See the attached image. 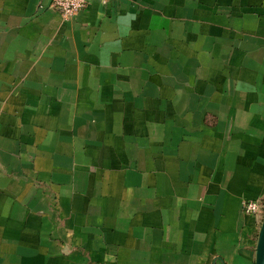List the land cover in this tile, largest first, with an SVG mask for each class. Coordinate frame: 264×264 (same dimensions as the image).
<instances>
[{
  "label": "crops",
  "instance_id": "1",
  "mask_svg": "<svg viewBox=\"0 0 264 264\" xmlns=\"http://www.w3.org/2000/svg\"><path fill=\"white\" fill-rule=\"evenodd\" d=\"M264 0H0V264H254Z\"/></svg>",
  "mask_w": 264,
  "mask_h": 264
},
{
  "label": "built area",
  "instance_id": "2",
  "mask_svg": "<svg viewBox=\"0 0 264 264\" xmlns=\"http://www.w3.org/2000/svg\"><path fill=\"white\" fill-rule=\"evenodd\" d=\"M90 0H51V6L61 11L63 17L68 18L78 11L86 8ZM107 1V0H101ZM242 211L248 215L264 214L262 200H245L242 203Z\"/></svg>",
  "mask_w": 264,
  "mask_h": 264
},
{
  "label": "water",
  "instance_id": "3",
  "mask_svg": "<svg viewBox=\"0 0 264 264\" xmlns=\"http://www.w3.org/2000/svg\"><path fill=\"white\" fill-rule=\"evenodd\" d=\"M254 264H264V214L258 231Z\"/></svg>",
  "mask_w": 264,
  "mask_h": 264
}]
</instances>
